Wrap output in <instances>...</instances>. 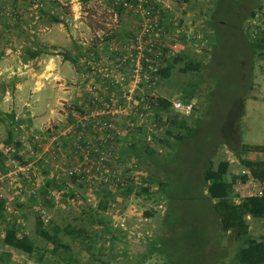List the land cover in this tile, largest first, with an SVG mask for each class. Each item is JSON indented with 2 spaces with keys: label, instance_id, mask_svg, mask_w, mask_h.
<instances>
[{
  "label": "rangeland",
  "instance_id": "374dc122",
  "mask_svg": "<svg viewBox=\"0 0 264 264\" xmlns=\"http://www.w3.org/2000/svg\"><path fill=\"white\" fill-rule=\"evenodd\" d=\"M125 1L0 0V150L9 168L0 173V201L5 203L0 207V252L12 253L0 264L35 263L4 245V228L16 221L44 247L52 245L38 234L40 222L51 231L60 226L58 236L75 259L66 262L45 251L56 264L214 260L206 244L215 233L210 204L200 203L198 186L185 185L201 173L202 151L213 137L221 138L215 164L226 158L222 135L237 114L239 91L230 82L231 73L219 71L220 55L213 90L209 87L207 67L215 40L211 18L216 10L229 19L253 11L243 21L244 32L253 39V30L264 27V0ZM233 5L241 6L242 13H235ZM36 49L43 52L31 58L29 50ZM54 52H68L77 61ZM179 53L189 57L175 61ZM168 67L165 77L162 70ZM245 72L251 73L252 96L264 74V51L248 55ZM160 96L194 102L192 113L173 105L168 115L179 112L190 125L202 117L177 151V135L186 131L159 119L151 103ZM250 98L239 118L238 134L245 141L264 133V112L255 121L246 112ZM10 130L14 141L8 145ZM16 140L22 142L19 154L30 166L28 172L16 166ZM147 144L154 148L151 155L142 149ZM172 158L178 172V185L172 188L177 206L167 196ZM74 168L78 172L71 174ZM47 182L52 186L48 192ZM58 182L65 187H55ZM247 219L252 235L264 237L262 218ZM219 244L238 246L225 236ZM60 251L69 259L65 249ZM226 255L233 256L231 251Z\"/></svg>",
  "mask_w": 264,
  "mask_h": 264
},
{
  "label": "trees",
  "instance_id": "16d2710c",
  "mask_svg": "<svg viewBox=\"0 0 264 264\" xmlns=\"http://www.w3.org/2000/svg\"><path fill=\"white\" fill-rule=\"evenodd\" d=\"M255 2V1H254ZM123 3H120V7H123ZM220 5V4H219ZM256 5V4H255ZM220 7V6H218ZM233 11H240L242 13V8L239 6H232ZM237 14L239 15V13ZM236 14V15H237ZM237 15V16H238ZM254 12L251 11L249 14H245L244 17L238 18L233 15V18H225L220 16L216 10L212 14L211 23L215 28V40L212 43V55L211 61H209V66L207 67L212 75L209 77L210 80V89H212V84L214 86L213 77L215 73L217 74L218 69L216 70L215 61L219 57V71L228 72L230 74V80L233 87L237 88V97H236V109L237 114L233 118L232 126L230 131H226L222 135L224 139V144L230 147L234 152L237 159L240 163L249 170L250 174H234L231 180L226 178L230 161L229 160H220L217 165L214 162V154L216 153V145L219 144L221 138L213 137L212 142L206 144L205 149L202 151L204 153L203 158L201 159L202 165L200 174H196L194 181L189 180L185 183L188 189H191L190 186L199 187V200L200 203L205 206L210 204L211 211L210 215L212 216V228L211 231L215 230V233L210 237H207L206 244H208L210 256L214 260L209 261V264H264V237H254L250 230V224L247 217L250 216L253 219H261L264 216V190L262 194H253L241 196L234 193V185L239 179L241 181H246L249 177L263 183L264 182V159H250L242 156V153L245 151H257L264 153V145L260 144H249L244 143L239 147L240 141L238 128H240L241 123L239 121L240 114L244 113V103L248 97H250V91L252 90L253 82L251 73L245 72L246 68V59L248 55L253 52V50L260 49L264 51V37L260 36L258 38H251L249 34L244 32L243 21L246 17L253 16ZM57 22H62V20L56 18ZM223 21V23H222ZM43 52L42 49L38 50H29L28 54L31 58L39 56ZM56 54H63L67 59H70L73 63H76L77 58L68 52H54ZM184 57H189L184 53H179L175 61L182 60ZM251 59V56L250 58ZM172 67V66H171ZM171 67L165 68L162 70L163 76L167 77L170 73ZM229 70V71H228ZM216 76V75H215ZM212 92V91H211ZM159 119L166 118V121H169L173 126L183 127L186 131L183 135H177L179 139V144L177 149L184 147V140L188 137L198 124L201 122V119L193 125L188 124L186 117H182L179 112L174 115H168V112L173 107V102L163 96L156 98V103H151ZM1 118V116H0ZM228 129V130H229ZM14 141L13 132L10 130L8 133V138L6 139V144L11 145ZM22 146V142L16 140L14 142V159L21 164H26V161L19 154V149ZM239 148V149H238ZM145 155H151L154 152L149 144L144 148ZM192 149V148H191ZM135 150V145H131V151ZM196 152V151H195ZM5 159H7L6 153L3 150H0V173L4 174L8 172L9 168L5 164ZM200 162L197 161V165ZM170 164V165H169ZM168 167L173 168V173L169 172V192L168 201L169 203L177 206L178 199L173 194L172 188L177 184L178 178L176 172L177 164L174 163V159L169 162ZM76 177V176H75ZM182 177V175H180ZM187 179V178H186ZM182 182V178L180 179ZM66 184L58 182L55 184V187L62 189ZM182 185V184H181ZM50 183L47 182L45 186L46 192L49 191ZM133 187L129 188L131 192ZM147 190V189H146ZM4 200L0 201V207L4 208ZM173 209L169 210L167 213L166 220L171 223L170 214ZM215 223V224H213ZM3 242L7 247L21 251L35 259L34 264H56L57 260L50 258L45 251H49L52 256H59L60 259H63L66 262H70V259H75L72 252V248L69 244H65L61 241L58 233L61 231L60 226H56L53 231L44 228L42 222L37 227L38 234L50 243L52 246L44 247L37 244L34 239L24 230L23 225L20 222H7L5 226ZM227 237L230 243L237 244V248L233 249L229 246H219L221 239ZM216 247V248H215ZM61 249H65L69 253V259L65 258ZM216 249V250H215ZM211 250H215L214 252ZM231 251L233 256L228 257L227 252ZM12 253L6 250L0 252V260L6 261L10 259ZM71 257V258H70ZM55 258V257H54ZM76 261V260H75Z\"/></svg>",
  "mask_w": 264,
  "mask_h": 264
},
{
  "label": "crops",
  "instance_id": "0c3cea01",
  "mask_svg": "<svg viewBox=\"0 0 264 264\" xmlns=\"http://www.w3.org/2000/svg\"><path fill=\"white\" fill-rule=\"evenodd\" d=\"M257 80L259 81L260 84L259 89L255 90L256 93H253V95L250 96L251 98L249 100L251 101H249L250 104L248 106V109H246V112L248 111L249 116L250 115L253 116L252 119H250L253 121H255V118L259 113L264 112V74H260ZM256 86L257 85H254L255 88ZM259 103L261 104L260 107L262 108V110H260L258 107ZM239 140H241L239 147L244 143L264 145V133L261 135L259 134L254 135L253 137L250 138V141H245L243 135H241V137H239ZM224 150L226 153V158L224 159L230 161L229 169L226 175V178L228 180H231L234 174H243V173L250 174L249 170L240 163V161L235 156V152L230 147L226 145V148ZM242 156L250 159H264V153L257 151H245L242 153ZM263 190H264V182L261 183L253 179L252 177H249L246 181H241L238 179L234 185V193L239 195L237 197V200L241 196L262 194Z\"/></svg>",
  "mask_w": 264,
  "mask_h": 264
},
{
  "label": "built area",
  "instance_id": "2783aa9c",
  "mask_svg": "<svg viewBox=\"0 0 264 264\" xmlns=\"http://www.w3.org/2000/svg\"><path fill=\"white\" fill-rule=\"evenodd\" d=\"M119 1H122L123 3H126L125 0H119ZM145 13H146L147 16H151L152 11L149 10V9H146ZM252 35H253L254 38H258L260 36L264 37V27L261 28V30H259L258 28L254 29L253 32H252ZM173 105H174V108L181 110L185 114L192 113L193 110H194V107H195L194 106V102H191V101L190 102H183L180 99L173 101ZM104 123L106 124V121ZM86 142H87V145L90 146L89 145V141H86ZM83 156H84V154H83ZM84 157L89 159L88 157H90V155H87V156H84ZM16 164L19 165V166L16 165L17 168H19L18 170H24V171H27V172L30 171V166H28L27 164H21L18 161H16ZM78 169L79 168H74V169H72L70 171V173L74 174V173L78 172ZM106 172H110V170L107 168ZM262 220L264 222V216H263Z\"/></svg>",
  "mask_w": 264,
  "mask_h": 264
}]
</instances>
